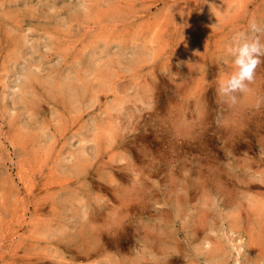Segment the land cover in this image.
<instances>
[{
    "label": "rangeland",
    "instance_id": "obj_1",
    "mask_svg": "<svg viewBox=\"0 0 264 264\" xmlns=\"http://www.w3.org/2000/svg\"><path fill=\"white\" fill-rule=\"evenodd\" d=\"M264 0H0V264H264ZM262 39H264V34Z\"/></svg>",
    "mask_w": 264,
    "mask_h": 264
},
{
    "label": "clouds",
    "instance_id": "obj_2",
    "mask_svg": "<svg viewBox=\"0 0 264 264\" xmlns=\"http://www.w3.org/2000/svg\"><path fill=\"white\" fill-rule=\"evenodd\" d=\"M264 26L251 23L246 31H236L224 44L233 69L219 82L217 94L222 102L236 105L254 79V70L264 56Z\"/></svg>",
    "mask_w": 264,
    "mask_h": 264
}]
</instances>
